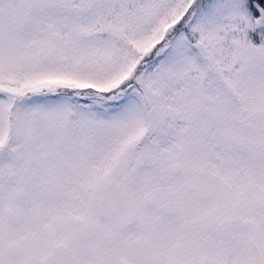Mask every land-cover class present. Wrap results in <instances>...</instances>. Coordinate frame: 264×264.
<instances>
[{
	"label": "flooded vegetation",
	"instance_id": "1",
	"mask_svg": "<svg viewBox=\"0 0 264 264\" xmlns=\"http://www.w3.org/2000/svg\"><path fill=\"white\" fill-rule=\"evenodd\" d=\"M193 77L164 131L127 153L10 158L0 264H264V88Z\"/></svg>",
	"mask_w": 264,
	"mask_h": 264
},
{
	"label": "rangeland",
	"instance_id": "2",
	"mask_svg": "<svg viewBox=\"0 0 264 264\" xmlns=\"http://www.w3.org/2000/svg\"><path fill=\"white\" fill-rule=\"evenodd\" d=\"M260 11L249 0H0V172L19 154L64 165L105 143L127 153L130 138L164 131L191 76L208 89L218 74L224 89L249 84L236 78L247 72L264 88Z\"/></svg>",
	"mask_w": 264,
	"mask_h": 264
},
{
	"label": "trees",
	"instance_id": "3",
	"mask_svg": "<svg viewBox=\"0 0 264 264\" xmlns=\"http://www.w3.org/2000/svg\"><path fill=\"white\" fill-rule=\"evenodd\" d=\"M249 3H251L253 7L256 6V8L264 12V0H249ZM69 87L70 86H64L63 88H69Z\"/></svg>",
	"mask_w": 264,
	"mask_h": 264
}]
</instances>
